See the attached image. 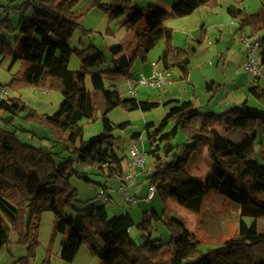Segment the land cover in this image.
Listing matches in <instances>:
<instances>
[{
    "label": "trees",
    "instance_id": "1",
    "mask_svg": "<svg viewBox=\"0 0 264 264\" xmlns=\"http://www.w3.org/2000/svg\"><path fill=\"white\" fill-rule=\"evenodd\" d=\"M81 1L27 0L20 4L25 6L26 13L17 24L8 16L0 17V61L5 57L22 61L21 68L7 84L0 83V88L56 89L62 95L58 109L52 114L38 113L16 96L0 99V120L6 126L0 129V249L9 242L13 229L17 241L26 246L24 259L34 258L38 241L31 219L49 209L55 216L54 231L65 237L60 258L67 263L74 261L85 243L90 253L99 258V264H264V234L258 233L256 221L264 217V163L255 157V125L258 121L264 123V85L249 88V94L262 105V110L248 107L246 99L223 113L201 110L190 101L167 102L171 106L159 124L149 121L144 126L147 155L155 161L147 179L156 186L155 194L160 201L166 204L173 198L185 209L198 213L205 194L215 190L239 206L237 228L231 236L199 238L191 235L183 222L150 210L142 211L140 221H135L129 211L109 215L104 204L77 209L75 216L65 212V206L78 200L70 178L75 175L90 181L81 170L82 165L99 169L105 177L122 179L127 156L118 154L113 131L124 129L129 122L112 123L109 113L117 107L145 112L159 106L158 101L123 97L117 87L106 85L104 74L131 79L134 61H147L149 51L162 39L164 47L159 56L162 71L177 67L186 76L189 51L173 44L172 30L164 21L189 15L210 0H176L170 9L147 5L127 17L126 12L135 8L132 0H89L90 7L101 10L109 21L119 20L136 42L129 54L118 59L112 56L124 50V44L110 47V69H101L108 59L95 45L83 49L70 45L76 30L81 29L83 34L87 31L82 28L81 14L76 10ZM29 11L31 14L27 15ZM227 13L239 19L240 30L262 32L264 65V7L248 13L229 5ZM13 34L19 40L18 51L7 38ZM73 53L80 59L76 71L68 67ZM88 76L91 88L86 86ZM217 87L214 80L206 84L210 92ZM97 113L102 132L85 141L80 121H93ZM16 118L20 119L19 124H15ZM31 123L50 134L53 147L61 148L62 154L57 153L59 160L50 151L21 142L15 130H8L12 126L27 131L23 126ZM221 129L239 130L245 136L234 143ZM179 132L187 145L182 155L179 144L174 143ZM200 144L206 145L212 162L204 179L191 176L185 169L186 159ZM260 155L264 161L263 147ZM244 217L253 218L252 223L247 224ZM158 223L169 233L166 242L160 235L153 236L155 231L160 233ZM43 264H50L49 260L45 259Z\"/></svg>",
    "mask_w": 264,
    "mask_h": 264
},
{
    "label": "rangeland",
    "instance_id": "2",
    "mask_svg": "<svg viewBox=\"0 0 264 264\" xmlns=\"http://www.w3.org/2000/svg\"><path fill=\"white\" fill-rule=\"evenodd\" d=\"M22 0H12L10 3L20 4ZM89 0H82L79 6L83 5ZM139 1L140 4L144 5L145 0H133ZM242 1V0H241ZM264 0H243V5L248 11L256 12L259 9V3ZM77 5V6H78ZM88 8L90 7V3ZM87 7L82 10H77L78 13L85 16L87 12L91 9ZM94 11L101 12L106 22L105 25L102 24V20L99 16L95 15L93 12L87 15L85 21H82L81 25L86 31V34H83L81 29L76 30L71 39L70 45L72 47H78L79 49L86 48L90 44H94L100 51H102L107 57V63L101 67V69H110L111 68V54L110 47L112 38L115 39L114 44L117 45L122 41V43L128 45L131 44L134 40V37L130 30L126 27L119 24V20L109 21L107 15H105L101 10L94 8ZM16 13L10 15V19L15 21ZM31 11L27 15H30ZM2 17V12L0 14ZM100 31V32H99ZM105 31V37L102 36ZM109 33V34H108ZM262 34V32H260ZM17 35H7L9 41L16 46V37ZM112 37V38H111ZM261 63V53H258L257 56ZM12 57H6L3 62L0 63V83L7 84L13 74H15L22 65L21 60L14 61ZM140 61L136 59L131 66L130 74L137 77H142L140 72ZM262 67L264 65H261ZM69 69L78 70L80 67V59L76 54H72L69 65ZM117 77L112 78L111 76L104 74V81L107 85H111L110 82ZM257 82L264 84V69L262 70V77L255 79ZM120 83V82H118ZM259 85V83H257ZM86 86L91 88L90 76L86 78ZM261 86V85H260ZM7 89L9 96L19 97L23 102H25L30 108L34 109L38 113L52 114L54 113L61 101L62 95L60 91L56 89L46 90L43 92V89L37 87H22L16 91H12L10 88L1 87ZM157 92V90H155ZM124 96V95H123ZM260 104V103H259ZM261 105V104H260ZM259 105V107H260ZM262 106V105H261ZM170 108V107H169ZM169 108L164 111L162 107L154 108L150 111H140V110H126L121 107L113 109L108 117L112 123H119L128 121L129 124L124 129H115L113 135L117 137L116 140V150L120 156H127L125 164L129 159V148L138 143V148L141 149L140 140L132 139L133 133H138L143 131L145 122L154 121L157 124L164 118L169 110ZM6 116V114L2 115ZM23 116V115H22ZM20 119H15V124H19ZM82 125V138L83 140H89L92 137L100 134L102 132V123L99 113H97V119L91 120H82L80 121ZM171 125V124H170ZM9 127V126H8ZM3 121L0 120V129H5ZM25 130L15 129L10 126L8 130H15L17 138L27 144H31L36 147H41L46 151H50L56 160H59L57 153L62 154V150L59 147H53L55 143L50 140V134L37 124H29L23 126ZM255 130L258 133L255 142V157L263 158L260 155V142L264 144V124L261 121H258L255 125ZM221 133L230 141L238 143L242 140L245 134L239 130H230L225 131L221 129ZM145 134V132H144ZM147 142V141H146ZM0 143H1V131H0ZM136 143V144H134ZM174 143L179 144V154L182 155L186 148V139L182 132H179L177 137L174 140ZM258 149V152L256 150ZM59 154V155H60ZM61 158V156H59ZM146 163L144 170H140V174H146L144 176L140 175L132 183H124L122 180L117 177H105L103 176L99 169L95 167H86L82 165L81 170L86 173L90 181H86L83 178L78 176H72L70 178L72 186L77 190L78 197L72 205L65 206L64 210L69 216H75L76 210L81 209L87 206L104 204L107 207L109 215H112L113 212L119 213V209H124L127 207L128 203L126 201L125 194L122 191H119L118 188L120 184L124 185L125 190L128 195L135 196L138 200L137 205L134 204L132 207L134 212L140 214L139 206H148L145 209L150 211H155L159 215H167L173 217L181 222H183L190 232L191 235H197V237L202 238L204 236H215V237H229L231 236L237 228V223L239 220V206L236 203H233L226 199V197L215 190H210L205 194L204 201L201 207L200 212L195 213L185 209L183 206L179 205L173 198L167 200L166 204H163L155 194L152 200L147 201L144 197L147 194V189L149 185V180L147 179L148 175L154 170L155 161L150 155H146ZM185 169L191 174V176L198 179H204L211 171L212 162L208 156L204 145L202 144L193 155L186 159ZM129 163V161H128ZM150 165H153L152 167ZM146 171V172H145ZM136 172V171H135ZM121 181V182H120ZM105 188V193L111 195V199L108 201H103L98 198L97 193L99 190ZM147 202V203H146ZM115 209L112 207L114 205ZM140 204V205H139ZM152 207V208H151ZM155 207V208H154ZM131 208V207H130ZM138 211V212H137ZM145 211V210H142ZM141 211V213H142ZM137 220L140 221V216H137ZM243 220L250 224L253 221V218L244 217ZM257 221V231L259 234H264V217L259 218ZM32 228L35 231L36 239L38 241V246L36 248V254L34 258L24 259L26 255V246L20 244L17 241V233L15 230H11L9 235V242L5 244L0 249V264H43L45 259L49 260L50 264H99V258L90 253L89 247L87 244L81 245L75 259L71 263L64 262L60 258V253L62 249L64 235L60 232L54 231V222L55 216L53 212L49 209L43 210L37 216L34 215L31 219ZM159 232H154L153 236L158 238L159 235L164 242L168 241L169 233L165 230L164 226L161 223L157 224ZM132 232L135 231V227L131 229ZM66 236V235H65ZM204 248L203 246H201ZM163 250H168L167 247H163Z\"/></svg>",
    "mask_w": 264,
    "mask_h": 264
},
{
    "label": "crops",
    "instance_id": "3",
    "mask_svg": "<svg viewBox=\"0 0 264 264\" xmlns=\"http://www.w3.org/2000/svg\"><path fill=\"white\" fill-rule=\"evenodd\" d=\"M11 1L12 0H0V14L2 12V17L8 16L11 18L10 15L16 13L18 10L15 21L11 20L13 24H17L20 16L26 13V11H24L25 6H21L20 4L27 0L20 1L18 5L17 3H10ZM145 1L146 3L142 5L139 1L132 0L135 8L127 11L125 16H129L136 10L147 5H157L165 9H170L176 0ZM243 4L241 0H210L207 4L196 8L189 15L169 18L164 21V25L172 30L173 44L189 51V72L186 76H184L177 67H170V69L162 71L161 64L159 63V56L164 47V40L160 39L149 51L147 61L140 62V72L142 76L145 77H154L156 74L158 75V73L162 74L165 81L161 87L142 86L138 84L139 78L137 77V73L132 75L131 79L117 77L118 79H114L110 84L117 87L125 98L135 97L138 100L158 101V107H162L164 111L171 106V104L166 105L167 102L190 101L201 110L223 113L231 107L241 104L245 99L247 100L248 107L262 110L263 107L259 102L249 94V88L251 85L257 83L261 86L264 84L260 83V81L257 82V80L243 70L245 46L242 43V37L250 34L249 30H240L239 19L227 13V7L229 5H234L244 9L248 13H253L252 11H248ZM88 6L89 1L81 6H76V10H82L86 7L88 8ZM259 6V9L264 7V1H261ZM88 9L91 10H89L85 16L81 14L80 23L86 20L89 13L93 12L95 15L99 16L103 25L106 24L104 20L106 17H103L101 12L94 11V8ZM118 22L121 24L120 21ZM101 32L103 33L102 36L105 37V31ZM114 41L116 40L112 38L111 46H113L112 43L114 44ZM118 44L124 43L121 41ZM135 44V41L128 45L124 44L125 49L112 56V58L118 59L129 54L135 47ZM16 47L18 51L19 40H16ZM5 58H3L0 63L3 62ZM13 62L12 60L11 63ZM263 69L264 66H261V70ZM211 80H214L216 85L218 84L215 92H210L206 89L207 82ZM131 90H134V92H131ZM155 90H157V92H155ZM154 123L157 124L156 122ZM256 134L258 133L256 132ZM132 139L137 141L140 140V150L145 153L148 152L149 146L143 131H141L139 136H133ZM136 145L137 147L139 146L138 143ZM203 145L204 149H206V145ZM262 147L264 148V144L260 142V150ZM256 152H258V149ZM128 160L126 167L128 166ZM259 161L264 163L261 158ZM150 166L152 167L153 165ZM135 171V174H138L137 177L146 175L143 173L140 174V170L136 169ZM105 188L104 186V189ZM108 197L110 200L111 195L108 194ZM137 203L138 200L135 205H137ZM114 206L115 204L112 205L115 209L116 207ZM133 206L134 205H127L123 210L119 209V213L113 212L112 215H120L129 211L133 219L138 221L137 216L141 217V211L148 210L145 209L148 205L139 206V215L134 212Z\"/></svg>",
    "mask_w": 264,
    "mask_h": 264
},
{
    "label": "built area",
    "instance_id": "4",
    "mask_svg": "<svg viewBox=\"0 0 264 264\" xmlns=\"http://www.w3.org/2000/svg\"><path fill=\"white\" fill-rule=\"evenodd\" d=\"M1 10V8H0ZM242 43L245 46V58L243 62V70L247 72L252 78L259 79L262 77L261 63L258 56V53H261L262 50V42H261V33L260 32H251L248 35L242 37ZM165 78L162 74L158 73L154 77H145L142 76L138 80V84L142 86H151V87H161ZM46 92V90H42ZM134 92V90H131ZM9 96L7 89L0 88V99ZM146 155L147 153L141 151L137 145H133L129 148V163L125 169V172L122 176V182L124 183H132L136 179L135 170L137 168H141L144 170V166L146 163ZM119 191H122L125 194L126 201L128 205H134L137 202V198L135 196L128 195L127 191L124 188L123 184H120ZM156 192V186L152 183H149L147 194L145 198L150 200L154 197ZM99 199L103 201H108L109 197L105 193V189L99 190L97 193Z\"/></svg>",
    "mask_w": 264,
    "mask_h": 264
}]
</instances>
